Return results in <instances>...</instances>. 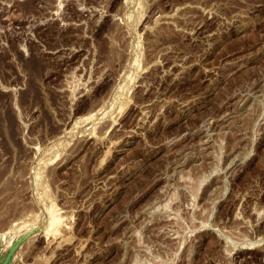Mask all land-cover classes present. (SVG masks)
I'll use <instances>...</instances> for the list:
<instances>
[{"label": "rangeland", "instance_id": "obj_1", "mask_svg": "<svg viewBox=\"0 0 264 264\" xmlns=\"http://www.w3.org/2000/svg\"><path fill=\"white\" fill-rule=\"evenodd\" d=\"M0 264H264V0H0Z\"/></svg>", "mask_w": 264, "mask_h": 264}, {"label": "bare ground", "instance_id": "obj_2", "mask_svg": "<svg viewBox=\"0 0 264 264\" xmlns=\"http://www.w3.org/2000/svg\"><path fill=\"white\" fill-rule=\"evenodd\" d=\"M53 219H54V218H53ZM55 220H56V218H55ZM55 220H54V221H55ZM58 220H59V219H57V221H58Z\"/></svg>", "mask_w": 264, "mask_h": 264}]
</instances>
